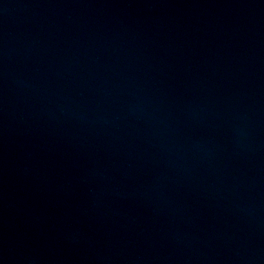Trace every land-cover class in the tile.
Wrapping results in <instances>:
<instances>
[{
  "label": "water",
  "instance_id": "obj_1",
  "mask_svg": "<svg viewBox=\"0 0 264 264\" xmlns=\"http://www.w3.org/2000/svg\"><path fill=\"white\" fill-rule=\"evenodd\" d=\"M0 264H264V0H0Z\"/></svg>",
  "mask_w": 264,
  "mask_h": 264
}]
</instances>
